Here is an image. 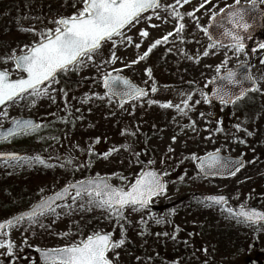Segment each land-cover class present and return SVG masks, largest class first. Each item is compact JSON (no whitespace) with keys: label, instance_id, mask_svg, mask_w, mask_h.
<instances>
[{"label":"rangeland","instance_id":"rangeland-1","mask_svg":"<svg viewBox=\"0 0 264 264\" xmlns=\"http://www.w3.org/2000/svg\"><path fill=\"white\" fill-rule=\"evenodd\" d=\"M238 2L248 4L253 0ZM254 2L264 8V0ZM26 3L31 10L22 14L27 21L20 28L30 33L12 34L6 30L2 34L10 53L8 58L0 60V70H7L12 79L23 76L10 59L12 50L20 54L25 45L39 41L42 31L54 30V21L70 17L83 7L82 0L37 3L27 0ZM158 3L161 8L148 11L139 22L134 21L122 30L132 38L131 43L114 37L115 47L112 41L103 43L92 54L93 59L86 62L87 66L56 77L48 95L36 98L34 103L31 99L9 102L0 109V128L17 117L35 118L40 125L36 131L0 143V152L15 150L23 156H40L51 165L32 164L41 166L36 170L22 164L23 167L6 171L3 170L7 169L6 165L0 166V207L12 200L9 190L21 188L28 194H38L32 195L30 201L16 203L17 211L12 205L7 216L0 208V221L85 176L99 175L113 186L127 189L147 166L166 173L163 175L166 191L153 198L149 209L134 212L126 208L122 220L109 218L103 209H82L78 200L71 210L57 208L59 216L43 217L47 227L29 226L26 222L23 226L7 227L8 235L3 239L11 240L13 251L9 254L6 247H0V262L41 264L35 258L37 249L69 246L97 231L111 232L112 239L119 240L123 230L126 243L107 253L113 264H243L248 260L252 264H264V227L243 225L226 218L228 204L209 207L192 198L194 193L226 195L236 206H253L264 211V63H261L264 48L260 47L264 42L256 39L248 49L237 53L233 47L217 46L206 38L204 29L211 17L237 0H208L207 3L181 0L180 5L175 0H158ZM168 5H174L183 15L180 22L185 28L179 35L174 31L177 20L171 16ZM189 12L194 17H188ZM141 29L149 35L141 37ZM169 32L173 35L167 42L157 45L138 63H131ZM260 37L264 38V34L260 33ZM137 43L139 48L135 46ZM209 44L213 47L209 48ZM206 49L207 56L203 55ZM113 53L115 60H112ZM188 56H199V60ZM241 63L250 66L256 90L229 108L204 103L202 93H208L209 82ZM146 68L151 69V77L145 74ZM114 74L127 77L147 90V95L121 107L105 96L98 85L102 77ZM153 85L157 88L155 93L151 91ZM189 93L192 100L184 115L174 106L183 107L182 101ZM149 100L157 103L149 105ZM198 100L200 103H196ZM165 102H171L173 107H160ZM113 148L118 151L107 158L101 155ZM217 149L224 155L243 159L244 168L227 179L209 181L195 177L189 168L191 163H196L192 155L203 157ZM20 168L27 179L17 180L16 172L20 173ZM71 204L70 198L62 205ZM166 209L169 214L162 217Z\"/></svg>","mask_w":264,"mask_h":264},{"label":"snow or ice","instance_id":"snow-or-ice-1","mask_svg":"<svg viewBox=\"0 0 264 264\" xmlns=\"http://www.w3.org/2000/svg\"><path fill=\"white\" fill-rule=\"evenodd\" d=\"M208 0H205L207 3ZM183 3H188V0H183ZM238 3V0H237ZM83 7L70 17H61L54 21L55 29H47L40 33L38 42L31 46L25 45L20 50V54L13 49L10 59L13 60L15 68L21 70L26 76L18 79H10L7 70H0V105L7 102H15L16 100L31 99L33 103L35 99L41 96L48 95L50 85L55 82L56 76L60 72L78 71L80 67L87 66V61L93 59V53L97 52L103 43L112 41V46L115 47L117 41L114 37H118L120 42L127 40L132 42L130 36H125L122 31L126 26H131L133 22H139L141 14L149 9H159L162 7L158 0H82ZM176 5L181 4V0H175ZM203 7V4L200 5ZM252 7L255 8L254 0ZM171 16L177 20L174 31L177 35L185 28V24L180 22L183 19L182 13L175 9L174 5H168ZM223 11V9H221ZM229 22L236 29L249 28V24L245 21L246 13L243 10H229L227 13ZM188 17H194L193 12L187 13ZM160 17L157 15V19ZM151 19V17H148ZM199 27V25H197ZM155 27V25H153ZM207 34V29H204ZM226 35L232 36L235 41L234 50L239 53L244 50V44L241 41L239 33L233 35L231 32H226ZM149 33L141 29L140 36L147 37ZM173 33L169 32L162 39H157L151 44L143 56H138L131 63H138L149 55V53L157 45L162 42H167L168 37ZM211 39V37H209ZM137 48L140 44L135 45ZM209 48L213 45L209 44ZM264 48V45H260ZM171 51V49H169ZM207 49L203 55L207 56ZM115 53L112 54V60H115ZM188 59L199 60V56H188ZM264 63V60L261 61ZM217 67V72H219ZM145 74L151 77V69L146 68ZM221 79L226 80L228 84H237L240 81L236 77L234 71H229L226 76ZM245 79L250 77L245 76ZM120 82L124 85V90L117 92L113 90V84ZM104 87L108 91L105 96L111 93V96H116L120 100V106L123 107L125 99H139L147 95L144 88L133 84L127 78L116 75L106 76L104 79ZM248 89L241 87L238 93L230 92L227 88L221 86L213 90V96L218 99L221 104L235 103L245 96ZM252 90H256L255 85H252ZM53 91H55L53 89ZM155 93L157 88L155 85L151 88ZM204 103H210V98L207 93H202ZM103 99V97H101ZM192 100V95L189 93L187 99L182 101L183 107L176 104L174 107L178 112L187 115L185 109L189 107V101ZM149 105L157 103L149 100ZM200 103V101H196ZM162 108L173 107L171 102L160 104ZM7 115V113H3ZM201 116L204 113L200 114ZM194 125V122H192ZM40 125L32 120H17L14 121V127L9 128L0 139L7 140L9 137L16 135L28 134L38 130ZM237 131L240 130V125H236ZM220 129L217 128V131ZM123 134V133H122ZM251 135V133H248ZM175 142L176 137H172ZM99 138H97V141ZM243 143V141H240ZM118 149H109L108 152L102 153L104 158H107L112 152ZM169 151H172L170 148ZM91 154V153H90ZM0 157H5L6 162L16 167L22 164L31 166L32 164L47 165L45 160L40 156L28 157L20 156L14 153L0 154ZM194 161H198L197 167L204 175L212 174H227L234 176L240 171L244 164L242 161L224 158L220 155L219 149L213 153L207 154L205 157H197L195 154L191 157ZM70 164V161H68ZM149 163H152L149 161ZM63 166V165H62ZM166 173H158L154 170L141 172L130 186L124 187L113 186L108 182L107 178H101L97 175L95 178L78 181L75 184L66 185L60 191L53 195L42 198L39 203L33 205L29 210L22 211L18 215L0 223V247H6L9 254L13 251V244L10 239H3L8 235L4 231L6 227L13 228L23 226L26 222L29 226L39 224L41 228L47 227L42 222V218L49 215L59 216L57 208H67L71 210L72 205H75L78 200L81 201L79 207L86 210L99 208L106 211L109 218L115 217L117 220L124 219V210L131 208L132 211L138 212L148 207L154 197L163 195L166 191L165 181L162 176ZM74 190L75 195L71 196V205H61L57 201L64 200L69 196L70 191ZM203 201L207 202L206 206L224 205L227 203L226 197L223 195H209L202 197ZM228 216L226 218L235 219L237 223L246 224L248 226L261 225L264 227V212L258 211L255 208H245L241 206L239 210L232 208L226 209ZM160 223V220L156 221ZM141 223H145L141 220ZM164 235H168L165 233ZM175 239V235L172 236ZM126 243L123 230L119 240L112 239V233L94 232L82 239L78 243H73L69 246L48 249L41 253L44 264H113V261L108 258L107 253L123 246ZM206 251V250H205ZM118 255V254H117Z\"/></svg>","mask_w":264,"mask_h":264},{"label":"water","instance_id":"water-1","mask_svg":"<svg viewBox=\"0 0 264 264\" xmlns=\"http://www.w3.org/2000/svg\"><path fill=\"white\" fill-rule=\"evenodd\" d=\"M254 3H255V8L252 7V2H250L248 4L247 3L246 4L245 3H239V2L238 3H234L232 6L225 8L223 11H221L216 16L211 17V19L209 20V22H208V24L206 26V29H207V34H206L207 35V38L209 39V37H211V39H209V40L213 44H216V45H219V46H224V47H233L234 44H235V41L232 39V36L226 35L225 33L226 32H231L233 35H235L238 32L239 33V36L241 38V41H242V43L245 46L244 49L248 48L249 43H250L252 37L258 31H260L262 29V19L264 17V10L260 7L259 3H257V2H254ZM236 9L243 10L246 13V15H245V21L249 24V28L247 30H245V29H236L235 26L229 22V18H228L227 13L229 12V10H236ZM13 64H14V62H13ZM16 70L19 73H22L24 76H26V74L23 73L21 70H18V69H16ZM229 71H234L236 73V77L240 81V83H237V84H228L226 80L221 79L222 77L226 76V74ZM107 76H109V75H107ZM111 76H116V75H111ZM120 76H122V75H120ZM245 76L250 77V68H249V65L248 64L241 63V64L237 65L236 67H234L232 69H229V70H226V71L222 72L215 79L211 80L210 83H209V93H208V96H209L210 101H211L210 103H214V104L220 103V101L218 99H215V97L213 96V90L215 88H218V87H221V86L227 88L230 92H235V93H238L241 90V87L242 86L244 88H247L248 89L245 94L253 91L252 90V85L253 84L255 85L254 81L251 79V77H250V80L249 79H245ZM105 77L101 81V85H102V88H103L104 93H106L108 91L104 87V79H105ZM123 77H125V76H123ZM9 78H10V76H9ZM113 90H115L117 92L123 91L124 90V85L121 84L120 82H115L113 84ZM108 96L109 97H112V98L116 99L118 102H120L119 98L116 97V96H111V93L110 92H109V95ZM130 100H132V99H125L124 102H128ZM8 103L9 102H7L4 105H0V109L2 107H4L5 105H7ZM228 104H233V103H228ZM17 120H32L34 123L37 124V121L34 118H31V117H17L15 119L10 120L7 123V125H5V126H3V127L0 128V136H2L9 128H13L14 127V121H17ZM9 138H11V137H9ZM1 141H4V140L3 139H0V142ZM8 153H14V152H3V153H0V154H8ZM14 154L20 155L18 153H14ZM220 155L222 157H224V158H231L233 160L242 161L243 164H244V161L242 159H240V158L225 156V155H223L221 153H220ZM0 161H6V158L5 157H0ZM197 163H198V161L196 162V168H197L199 174L201 176L205 177V178H220V179H225V178L231 177V175H227V174H216V175L208 174V175H204V174H202L200 172L199 168L197 167ZM147 170H154V171H156L153 168H147L144 171H147ZM162 179H163V177H162ZM85 180H87V179H85ZM71 184H75V183H71ZM64 187H62V188H64ZM62 188H60L57 191H60ZM57 191H55V192H57ZM55 192H53L52 194H50L48 196L53 195ZM70 194H75V191L74 190L70 191ZM70 194H69V196H70ZM209 195H214V194H198V193H194V194H192V197L195 198L198 201H203L202 200V197L209 196ZM223 196L226 197V200L229 203L230 208H232L234 210H239L240 209V207H237V206H235L233 204V202L230 200V198L228 196H226V195H223ZM68 197H66L64 200L57 201V203L65 201ZM39 202L40 201H37L33 205H35V204H37ZM31 207H29L28 209L23 210V211H27ZM148 207H149V205H148ZM249 207L250 208H255V207H252V206H247L245 208H249ZM255 209H257V208H255ZM257 210L258 211H261V212H264V211L259 210V209H257ZM21 212H19V213H21ZM19 213L15 214V215H13V216H11L9 218H12V217L18 215ZM9 218H7V219H9ZM7 219H5V220H7ZM5 220H1L0 223L4 222ZM43 251H45V250H41L40 249V250H36L35 251V255H36L38 261L41 264H44V260H43V257L41 255V253Z\"/></svg>","mask_w":264,"mask_h":264},{"label":"trees","instance_id":"trees-1","mask_svg":"<svg viewBox=\"0 0 264 264\" xmlns=\"http://www.w3.org/2000/svg\"><path fill=\"white\" fill-rule=\"evenodd\" d=\"M26 1L27 0H2L0 2V60L8 58V53H10V50L8 49V47L5 46L6 44L3 42L2 34L6 30H9L10 33H12V34H17V32L21 35H25L27 33H30L29 30H24L23 28H20V26L23 25V23H25L27 21L26 17L22 16V14L27 13V10H28V13H30V10H31V9H27V8H31V7L27 5ZM38 1H40V0H36V3ZM258 37L259 36H255L250 45L254 44L256 39H261L262 42H264L263 37H260V38H258ZM62 76H63V72H61L59 74V76H57V77H62ZM98 85H100V81H98ZM214 105H217V106H220L223 108L224 107L229 108V107H232L233 104L232 105L214 104ZM233 121H234V119H233ZM233 121H232V123H233ZM229 123H230V125L232 124L231 122H229ZM13 151H15V150H13ZM4 165H6V168H7V169H3L5 171L8 169L18 168V166L12 167L8 163H0V166H4ZM7 165H9V167H7ZM19 166H22V165H19ZM189 166H190L189 168H190L191 173L194 174L195 177H198L199 174L195 168V165L193 163H191ZM29 168L39 170V169H41V166H38V165L29 166L28 165L27 169H29ZM19 172L23 173L21 168H20ZM20 173L16 172L17 180L27 179V175H24V173L21 175ZM9 174L12 175L11 173H9ZM199 177H201V176H199ZM0 178H2V177H0ZM83 178L86 179L89 177L85 176ZM206 180L214 181V180H218V179L211 178V179H206ZM1 181H2V179H0V182ZM9 191L11 192V195L13 197L12 200L10 199V200L4 202L3 204H1V207H0L1 212L3 214H5V216L11 214L10 208H13L16 203H19L22 201H30L32 195H35V196L38 195V194H31V193L28 194V193H26V191H22L21 188L18 190H9ZM6 192H8V191H6ZM2 193L5 195V192H2ZM69 199L62 202V203H59V204H61V205L65 204L67 201H69ZM204 203L207 204V202H204ZM12 205H13V207H12ZM13 209L16 211L18 210V208H16V207H14ZM3 214H2V216H4ZM168 214H169V209L162 211V217H166ZM243 225H246V224H243ZM70 245H71V243H70ZM248 261L249 262H244L243 264H252V262L250 260H248ZM258 262H260V260H258ZM0 264H4V263L1 261Z\"/></svg>","mask_w":264,"mask_h":264}]
</instances>
